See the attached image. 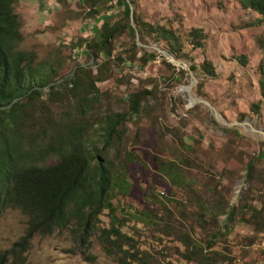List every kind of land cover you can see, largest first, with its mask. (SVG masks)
Instances as JSON below:
<instances>
[{"label": "rangeland", "instance_id": "1", "mask_svg": "<svg viewBox=\"0 0 264 264\" xmlns=\"http://www.w3.org/2000/svg\"><path fill=\"white\" fill-rule=\"evenodd\" d=\"M83 2L17 0L14 9L22 20V46L35 47L39 58H55L66 73H72L78 63L90 64L95 71L96 65L87 53L84 40L97 37L102 18L120 20L122 7L112 3L106 10L108 4L103 3L98 7L99 13L92 16L87 14ZM131 5L143 20L178 26L183 32L192 26L201 27L206 33L204 47H193L189 40H184L182 49L198 65L204 58L210 59L214 75L201 72L196 77L183 62L170 61L175 68L168 66L162 48L147 37L142 40L132 20L134 34L126 29L113 41L112 56L115 58H108L106 78L97 82L101 94L93 106L92 120L107 112H129L130 93L147 89L148 97L142 102L143 113L139 116L127 114L122 147L142 157L150 152L162 155L158 139L170 145L182 140L195 160L194 175L189 174L188 180L195 183V193L199 197L203 200L220 197L226 210L244 200L251 201L264 216V98L256 69L261 56L256 38L262 33V27L253 22L255 13L244 8L240 0H135ZM133 41L137 50H133ZM117 54L121 60L116 59ZM240 54L247 58L244 65L236 58ZM104 58L106 55L101 52L97 60ZM178 59L190 63L188 58ZM190 72L196 77L190 92L201 99L192 103H189L186 89L193 80ZM198 84L201 86L196 94ZM259 99L258 116L252 103ZM54 108L58 112L61 109L59 105ZM94 127L89 136L101 146L100 129L97 124ZM120 155L121 149L115 156L116 164L121 162ZM249 161L252 164L248 175ZM137 176L138 191H114L113 203L117 206V215L125 218L121 229L132 234L137 244L149 250L159 264L192 263L183 256L185 246L177 230L167 235L144 226L133 216L123 217L126 210L142 206L140 196L148 187L152 194L148 196L149 201L155 210L160 214L163 206H168L172 211L169 221L175 225L180 219L183 222L179 224L180 231L195 235L203 251L220 252L217 258L222 263L218 264H264V228L258 230L237 219L230 221L226 213L216 218L208 217L206 224L198 226L189 215L187 220L182 219L174 203L177 198L188 204V192L176 185H162L158 176L147 171H137ZM188 208V212L195 211L190 204ZM99 217L100 226L109 225L106 209ZM25 225L26 215L19 209L3 208L0 212V250L9 247L23 233ZM90 241L88 252L95 256L92 262L78 251L76 240L67 229L35 234L23 264H116L115 258L104 252L95 235L90 236ZM210 242L213 245L208 248Z\"/></svg>", "mask_w": 264, "mask_h": 264}, {"label": "trees", "instance_id": "2", "mask_svg": "<svg viewBox=\"0 0 264 264\" xmlns=\"http://www.w3.org/2000/svg\"><path fill=\"white\" fill-rule=\"evenodd\" d=\"M16 1L0 0V212L7 206L17 208L26 215V225L9 247L0 250V264L25 263L35 234H51L60 229L69 230L78 251L91 262L95 256L88 249L90 236L95 235L104 252L115 258L116 264H159L149 250L137 244L132 234L121 229L125 218L117 215V206L113 203L114 191H138L137 171L150 172L158 176L162 185H176L190 194L187 200L195 207L194 212H188V204L174 199L182 219L187 220L189 215L196 225L203 226L208 217L216 218L226 213L230 221L237 219L258 230L264 228V216L251 201L244 200L226 210L220 197L203 200L195 193V183L188 180L189 174L194 175L195 160L182 140L170 145L158 139L162 155L150 152L142 157L122 147L127 114L139 116L143 113L142 102L148 97L147 89L130 93L129 112H107L94 120L91 117L101 94L97 82L106 78L108 58L114 57L113 41L124 30L134 34L136 28L142 40L147 37L155 41L176 59L188 58L190 69L199 77L201 72L214 75L212 61L204 58L198 65L182 47L184 40H189L193 47H204L206 33L201 27L192 26L183 32L178 26L143 20L133 10L134 28L129 22V3L135 0H83L87 14L92 16L99 13L98 7L103 3L108 4L106 10L112 3L120 4V20L102 18L97 37L84 40L87 53L96 65L95 71L90 64L78 63L72 73H66L55 58H39L35 47L22 46L24 35L20 14L14 9ZM240 2L255 13L253 22L262 27V33L256 38L261 55L256 69L264 98V0ZM132 47L138 49L134 41ZM101 52L106 58L98 61ZM236 58L242 65L247 63L245 54ZM116 59L122 58L117 54ZM163 59L175 68L168 58ZM200 86L198 84L196 94ZM260 102L259 99L252 103L258 116ZM56 105L61 107L59 112L54 108ZM94 124L100 129L101 146L89 136ZM119 149L122 150L121 162L116 164ZM251 164L252 161L247 164L248 175ZM151 195L149 187L145 188L140 196L142 206L126 210L123 217L133 216L144 226L167 235L177 230L185 246L183 256L187 262L222 263L217 258L218 250L203 251L195 235L179 230L181 219L178 225L169 221L172 211L168 206L164 205L159 214L149 201ZM105 209L110 223L100 226L99 216ZM212 245L210 242L208 248Z\"/></svg>", "mask_w": 264, "mask_h": 264}, {"label": "water", "instance_id": "3", "mask_svg": "<svg viewBox=\"0 0 264 264\" xmlns=\"http://www.w3.org/2000/svg\"><path fill=\"white\" fill-rule=\"evenodd\" d=\"M129 7H130V23L133 24V23H132V20H133V8H132L131 3H129ZM136 34H137V32H136ZM160 50L163 52V54H164V55H165L170 61H172L173 58H175L172 54H170L169 52H167L165 49H160ZM175 59H176V58H175ZM176 60L178 61V63L183 62L184 65H186V66L188 67V69H190V68H189V65H188L186 62H184L183 60H180V59H176ZM174 63H175V62H174ZM190 74H191L193 80H192V82H190V83H188V84L186 85V89L188 90V100H189V103H192V102H194V101H199V100H201V99H198V98L194 97V96L191 94V92H190V88H191L192 84L194 83V81L196 80V77L194 76V74H193L192 72H190ZM210 106H211V105H210ZM212 108H213V107H212ZM213 109H214V108H213ZM214 114H215L216 118H218L215 109H214Z\"/></svg>", "mask_w": 264, "mask_h": 264}, {"label": "bare ground", "instance_id": "4", "mask_svg": "<svg viewBox=\"0 0 264 264\" xmlns=\"http://www.w3.org/2000/svg\"><path fill=\"white\" fill-rule=\"evenodd\" d=\"M173 61H176L178 63V61L175 58H173Z\"/></svg>", "mask_w": 264, "mask_h": 264}]
</instances>
